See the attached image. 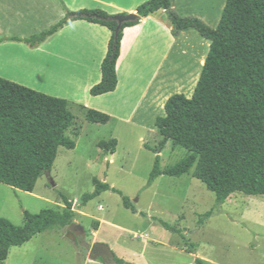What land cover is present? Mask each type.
Segmentation results:
<instances>
[{
  "label": "trees",
  "instance_id": "obj_1",
  "mask_svg": "<svg viewBox=\"0 0 264 264\" xmlns=\"http://www.w3.org/2000/svg\"><path fill=\"white\" fill-rule=\"evenodd\" d=\"M161 9L171 24L172 36L191 33L208 40L210 47L191 98L181 94L171 96L164 104L165 116L155 120L160 141L152 150L156 156L148 185L162 175L179 178L190 173L213 193L219 205L235 193L264 196V0H226L215 29L198 19L179 17L170 9L169 0H148L135 9V14L145 18ZM70 15L71 21H86L111 32L100 64V82L89 90V95L96 97L113 92L122 32L137 21L122 24L115 34L114 15L101 10ZM67 23L64 19L23 42L35 47ZM197 78L198 75L189 93ZM83 111L88 123L105 125L109 121L105 113L86 108ZM79 129L65 100L0 78V184L32 193L37 180L50 171L57 149H74V141L65 133L70 130L72 137L77 138ZM168 141L185 150L187 155L174 166L161 170L159 154ZM115 146L114 139L97 145L111 155L115 153ZM93 187L92 193L81 197L83 206L111 191L121 196L125 209L136 213L120 191L97 179L93 180ZM59 196L64 205L62 210L46 209L38 214L24 211L22 226L0 218V263L7 259L11 248L24 245L40 233L61 230L72 223V204L66 196ZM152 221L166 231L181 233L166 222L155 218ZM114 261L132 264L115 255ZM194 264L206 263L196 258Z\"/></svg>",
  "mask_w": 264,
  "mask_h": 264
},
{
  "label": "rangeland",
  "instance_id": "obj_2",
  "mask_svg": "<svg viewBox=\"0 0 264 264\" xmlns=\"http://www.w3.org/2000/svg\"><path fill=\"white\" fill-rule=\"evenodd\" d=\"M8 2L9 6L0 12V23L11 36L28 38L56 24L51 22L57 15L52 11L19 13V7ZM60 36L66 33L56 38ZM189 45L190 56H194L197 47L192 42ZM135 60L139 66L146 64V56L143 61L140 56ZM201 66L202 57L190 67L188 95ZM67 109L80 128L77 138L72 137L70 130L65 133L74 141V149H57L50 171L37 180L32 193L0 184V218L22 226L24 211L38 214L46 209L62 210V194L71 202L72 223L83 226L86 242L105 243L120 259V251L126 252V262L194 264L199 258L206 264H264V196L235 193L219 205L213 193L190 173L179 178L162 175L148 185L156 156L152 150L160 141L151 125L146 124L143 130L133 126L129 129L114 119L105 125L92 124L85 120L81 105L68 101ZM114 135L120 141L109 161L108 153L97 145L117 140ZM186 155L185 150L168 141L159 154V168H170ZM94 179L120 191L136 213L125 209L121 196L111 191L83 206L81 197L93 192ZM152 218L181 233L166 231ZM65 230L40 233L24 245L11 248L0 264H103L90 261L86 251L75 248L65 237Z\"/></svg>",
  "mask_w": 264,
  "mask_h": 264
},
{
  "label": "crops",
  "instance_id": "obj_3",
  "mask_svg": "<svg viewBox=\"0 0 264 264\" xmlns=\"http://www.w3.org/2000/svg\"><path fill=\"white\" fill-rule=\"evenodd\" d=\"M9 1L19 7V13L23 10L52 11L57 15L51 22L58 24L66 19L68 23L35 47L23 42L31 36H11L2 30L0 23L1 78L66 102H74L83 108L105 113L109 116L108 123L114 119L117 124H123L129 129L133 126L141 130L149 124L155 133V120L165 116L164 104L168 98L176 94L191 98L195 87L190 95L186 93L192 71L190 67L202 57L197 84L210 42L187 32L172 36L171 24L162 9L139 18L137 24L123 30L119 57L115 63V90L96 97L89 95V90L100 82V64L106 55L111 32L86 21H71L70 14L92 10H101L114 16L135 14V9L148 0ZM225 1L169 0V5L179 17L195 18L215 29ZM8 6V0H0V12ZM63 33L66 36L56 38ZM12 38L22 41H12ZM191 42L197 47L193 50L194 56H190ZM139 56L141 61L146 56V64H136L135 59ZM114 137L117 138L114 139L117 146L120 138L116 135ZM113 156L109 161H112ZM124 255H127L126 252L120 251L119 257L122 260Z\"/></svg>",
  "mask_w": 264,
  "mask_h": 264
},
{
  "label": "water",
  "instance_id": "obj_4",
  "mask_svg": "<svg viewBox=\"0 0 264 264\" xmlns=\"http://www.w3.org/2000/svg\"><path fill=\"white\" fill-rule=\"evenodd\" d=\"M138 19V16L134 13L114 16L112 20L116 22L115 34L120 30L122 24L135 22ZM110 158L111 154L108 152V160H110ZM65 231V237L79 251H86L90 260H101L103 264H115L114 254L109 246L104 243L88 244L86 242V232L80 224L71 223Z\"/></svg>",
  "mask_w": 264,
  "mask_h": 264
}]
</instances>
